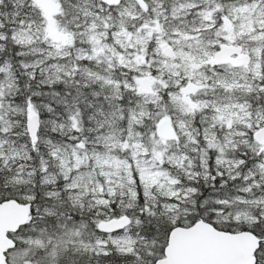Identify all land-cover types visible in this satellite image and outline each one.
Segmentation results:
<instances>
[{
  "label": "snow or ice",
  "instance_id": "obj_1",
  "mask_svg": "<svg viewBox=\"0 0 264 264\" xmlns=\"http://www.w3.org/2000/svg\"><path fill=\"white\" fill-rule=\"evenodd\" d=\"M0 264H264V0H0Z\"/></svg>",
  "mask_w": 264,
  "mask_h": 264
}]
</instances>
